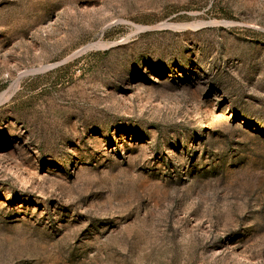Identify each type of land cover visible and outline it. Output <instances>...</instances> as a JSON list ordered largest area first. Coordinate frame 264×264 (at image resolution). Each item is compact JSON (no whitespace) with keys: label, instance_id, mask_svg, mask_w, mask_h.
<instances>
[{"label":"rangeland","instance_id":"1","mask_svg":"<svg viewBox=\"0 0 264 264\" xmlns=\"http://www.w3.org/2000/svg\"><path fill=\"white\" fill-rule=\"evenodd\" d=\"M6 90L0 264H264V0H0Z\"/></svg>","mask_w":264,"mask_h":264},{"label":"bare ground","instance_id":"2","mask_svg":"<svg viewBox=\"0 0 264 264\" xmlns=\"http://www.w3.org/2000/svg\"><path fill=\"white\" fill-rule=\"evenodd\" d=\"M94 45V44H93ZM90 46V45H89ZM19 80V79H18ZM16 84H17V80L16 81H14L13 83H12V86H16ZM8 89H10V87L8 88ZM12 89H15V87L14 88H12ZM13 91V90H12ZM9 92V90H6V91H4L1 95H0V101H2V100H4V99H6V96H7V93ZM11 95V94H10ZM1 103V102H0Z\"/></svg>","mask_w":264,"mask_h":264},{"label":"water","instance_id":"3","mask_svg":"<svg viewBox=\"0 0 264 264\" xmlns=\"http://www.w3.org/2000/svg\"><path fill=\"white\" fill-rule=\"evenodd\" d=\"M86 47L82 48V49H85Z\"/></svg>","mask_w":264,"mask_h":264}]
</instances>
